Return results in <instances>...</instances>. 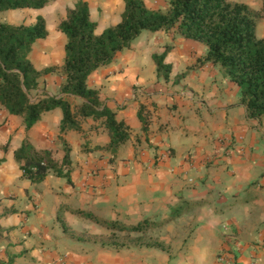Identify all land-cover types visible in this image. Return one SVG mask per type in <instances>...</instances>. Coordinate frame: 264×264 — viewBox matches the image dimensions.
<instances>
[{
  "label": "crops",
  "instance_id": "crops-1",
  "mask_svg": "<svg viewBox=\"0 0 264 264\" xmlns=\"http://www.w3.org/2000/svg\"><path fill=\"white\" fill-rule=\"evenodd\" d=\"M47 1L41 9L4 11L0 20L32 26L44 19L47 34L29 59L56 71L40 79L37 93L75 105L78 98L59 93L66 37L58 25L84 1L99 35L120 21L124 2ZM232 1L264 10V0ZM256 36L264 37V17ZM164 52L167 80L153 60ZM206 52L172 31H145L88 77L128 130L114 151L106 148L103 119L83 118L78 130L62 133L56 108L26 130L0 106V264H264V116L249 119L239 86L218 65L198 64ZM24 141L50 151L59 165L68 148V179H25L14 156ZM174 208L182 214L154 231L164 248L102 244L112 232L74 213L135 225L167 219Z\"/></svg>",
  "mask_w": 264,
  "mask_h": 264
},
{
  "label": "trees",
  "instance_id": "trees-1",
  "mask_svg": "<svg viewBox=\"0 0 264 264\" xmlns=\"http://www.w3.org/2000/svg\"><path fill=\"white\" fill-rule=\"evenodd\" d=\"M120 21L101 34L90 19L88 5L78 1L66 10L58 29L65 35L64 58L59 68L63 81L59 93L73 96L80 102L72 105L63 97L40 90V79L56 71V67L37 69L29 59L36 40L47 34L45 21L38 17L32 26L11 25L0 20V106L9 114L20 117L26 130L36 124L46 112L60 108V131L78 130L80 120L87 117L103 119L110 136L106 148L113 151L125 142L129 133L115 114L102 105L97 90L88 86V77L99 67L112 62L116 55L128 49L143 32L166 31L203 44L207 48L198 64L218 65L224 76L240 88V101L249 119L264 116V37L256 36V28L264 10L232 0H168L164 10H152L143 0H123ZM47 0H0V14L8 10L41 9ZM165 52L154 55L158 76L167 80L170 66L164 64ZM141 117V116H140ZM145 125V120L142 119ZM22 175L32 183L43 181L50 173L68 179L69 150L61 165L48 150H37L24 141L14 153ZM69 181V180H68ZM183 210L174 208L167 219L152 222L145 219L135 225L102 220L92 213L76 210L77 215L109 229L111 236L102 244L116 246H164L153 236ZM65 231L68 230L62 222ZM116 232L125 236L120 240ZM135 234L136 236H131Z\"/></svg>",
  "mask_w": 264,
  "mask_h": 264
},
{
  "label": "rangeland",
  "instance_id": "rangeland-1",
  "mask_svg": "<svg viewBox=\"0 0 264 264\" xmlns=\"http://www.w3.org/2000/svg\"><path fill=\"white\" fill-rule=\"evenodd\" d=\"M146 3L152 7L160 6V7H162V9H165L168 5V0H146ZM155 233H153V236Z\"/></svg>",
  "mask_w": 264,
  "mask_h": 264
}]
</instances>
